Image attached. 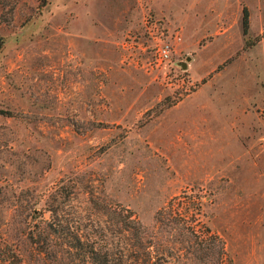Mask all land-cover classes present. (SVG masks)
Listing matches in <instances>:
<instances>
[{
    "label": "rangeland",
    "instance_id": "rangeland-1",
    "mask_svg": "<svg viewBox=\"0 0 264 264\" xmlns=\"http://www.w3.org/2000/svg\"><path fill=\"white\" fill-rule=\"evenodd\" d=\"M0 36V249L202 264L186 223L264 264V0H0Z\"/></svg>",
    "mask_w": 264,
    "mask_h": 264
},
{
    "label": "trees",
    "instance_id": "trees-1",
    "mask_svg": "<svg viewBox=\"0 0 264 264\" xmlns=\"http://www.w3.org/2000/svg\"><path fill=\"white\" fill-rule=\"evenodd\" d=\"M242 26L243 32H247L248 28V10L245 5H243V13H242ZM3 38L0 36V49L3 45ZM1 110V109H0ZM131 216V215H130ZM134 220V217L131 218ZM185 226L192 230L194 235L197 238V243L199 245V254L196 256L202 264H233L231 257H229L227 251L224 247V241L219 234L208 230L207 235H203L197 233L195 228L190 224H186ZM79 243V238H77ZM91 251L94 253V256H97V250L95 248H91ZM96 258V257H95ZM118 258V260H116ZM94 264H126V259L123 255L119 257H114V255L110 251H106L104 254V261L99 263L94 259ZM0 264H24L22 262V257L18 253L15 247L9 248V250L0 249Z\"/></svg>",
    "mask_w": 264,
    "mask_h": 264
},
{
    "label": "built area",
    "instance_id": "built-area-1",
    "mask_svg": "<svg viewBox=\"0 0 264 264\" xmlns=\"http://www.w3.org/2000/svg\"><path fill=\"white\" fill-rule=\"evenodd\" d=\"M179 38V36H175ZM173 50V43L169 39L161 40L156 43V55L159 61H166L170 58Z\"/></svg>",
    "mask_w": 264,
    "mask_h": 264
}]
</instances>
